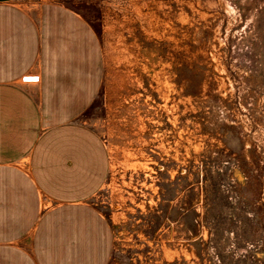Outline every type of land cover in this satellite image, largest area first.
Masks as SVG:
<instances>
[{
  "label": "rangeland",
  "instance_id": "obj_1",
  "mask_svg": "<svg viewBox=\"0 0 264 264\" xmlns=\"http://www.w3.org/2000/svg\"><path fill=\"white\" fill-rule=\"evenodd\" d=\"M82 15L104 57L81 120L111 264H264V0H19Z\"/></svg>",
  "mask_w": 264,
  "mask_h": 264
},
{
  "label": "crops",
  "instance_id": "obj_2",
  "mask_svg": "<svg viewBox=\"0 0 264 264\" xmlns=\"http://www.w3.org/2000/svg\"><path fill=\"white\" fill-rule=\"evenodd\" d=\"M0 0V264H111L115 230L90 203L111 170L82 115L104 57L92 25Z\"/></svg>",
  "mask_w": 264,
  "mask_h": 264
}]
</instances>
